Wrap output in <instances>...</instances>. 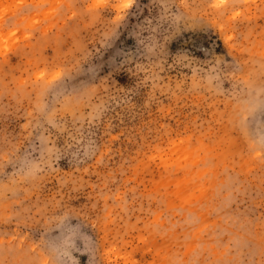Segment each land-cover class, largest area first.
<instances>
[{
    "label": "rangeland",
    "instance_id": "374dc122",
    "mask_svg": "<svg viewBox=\"0 0 264 264\" xmlns=\"http://www.w3.org/2000/svg\"><path fill=\"white\" fill-rule=\"evenodd\" d=\"M0 264H264V0H0Z\"/></svg>",
    "mask_w": 264,
    "mask_h": 264
}]
</instances>
